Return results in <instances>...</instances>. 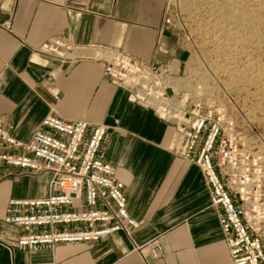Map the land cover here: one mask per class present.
I'll list each match as a JSON object with an SVG mask.
<instances>
[{
	"label": "crops",
	"instance_id": "0c3cea01",
	"mask_svg": "<svg viewBox=\"0 0 264 264\" xmlns=\"http://www.w3.org/2000/svg\"><path fill=\"white\" fill-rule=\"evenodd\" d=\"M169 1L0 0V122L23 140L47 114L105 124L100 153L125 182L139 223L133 241L116 232L96 243L21 250V229L5 221L9 199L47 195L50 175L4 164L0 264H146L135 245L154 238L163 253L149 256V264H232L204 174L184 156L187 138L104 73L110 51L118 50L181 84L189 49L170 23ZM55 36L80 46L81 58L61 63L42 56L38 48Z\"/></svg>",
	"mask_w": 264,
	"mask_h": 264
},
{
	"label": "built area",
	"instance_id": "2783aa9c",
	"mask_svg": "<svg viewBox=\"0 0 264 264\" xmlns=\"http://www.w3.org/2000/svg\"><path fill=\"white\" fill-rule=\"evenodd\" d=\"M80 48L55 36L38 52L49 60L73 63L81 58L75 54ZM104 73L187 138L184 156L204 174L232 264H264V133L246 119L234 96L216 99L191 89L186 83L189 68L181 84H173L161 67L118 50L110 51ZM107 138L103 123L55 114L44 116L29 140L0 122V177L4 164L50 175L47 195L9 199L5 221L21 229L19 249L96 243L116 232L133 241L139 223L128 209L126 184L100 153ZM135 249L146 264L149 256L163 253L159 238Z\"/></svg>",
	"mask_w": 264,
	"mask_h": 264
},
{
	"label": "rangeland",
	"instance_id": "374dc122",
	"mask_svg": "<svg viewBox=\"0 0 264 264\" xmlns=\"http://www.w3.org/2000/svg\"><path fill=\"white\" fill-rule=\"evenodd\" d=\"M168 16L191 38L187 86L216 99L233 95L264 133V0H170Z\"/></svg>",
	"mask_w": 264,
	"mask_h": 264
}]
</instances>
